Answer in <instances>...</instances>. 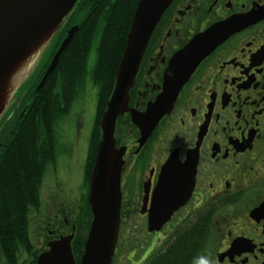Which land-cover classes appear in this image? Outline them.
<instances>
[{"label":"flooded vegetation","instance_id":"1","mask_svg":"<svg viewBox=\"0 0 264 264\" xmlns=\"http://www.w3.org/2000/svg\"><path fill=\"white\" fill-rule=\"evenodd\" d=\"M198 38L207 54L139 146L131 112L156 102L171 59ZM127 103L114 132L125 150L111 264H264V0H174ZM156 189L162 209L178 205L149 231ZM61 207L54 196L47 210ZM67 213L50 217L35 253L66 234ZM17 264H35L32 253Z\"/></svg>","mask_w":264,"mask_h":264},{"label":"trees","instance_id":"2","mask_svg":"<svg viewBox=\"0 0 264 264\" xmlns=\"http://www.w3.org/2000/svg\"><path fill=\"white\" fill-rule=\"evenodd\" d=\"M77 1L62 29L42 53L34 72L16 92L15 102L0 123V256L5 264H17L21 252L32 253L27 233L28 212L38 207L44 169L55 159L53 123L68 112L77 94L86 73L90 41L97 30L99 42L92 81L97 86L98 96L85 164L84 182L88 183L100 135L98 121L112 92L138 3V0ZM75 25L78 30L61 53L58 65L36 92L67 30ZM11 112L14 114L8 121L6 118ZM90 218L85 201L83 218L78 221L72 241V253L77 261Z\"/></svg>","mask_w":264,"mask_h":264},{"label":"water","instance_id":"3","mask_svg":"<svg viewBox=\"0 0 264 264\" xmlns=\"http://www.w3.org/2000/svg\"><path fill=\"white\" fill-rule=\"evenodd\" d=\"M173 1L138 0L136 5L112 93L99 123L101 138L95 165L89 177L88 201L93 220L88 229L81 264H110L119 223L120 190L118 186L122 165V153L114 148L115 121L118 116L129 112L128 92L132 87L144 49L160 17ZM77 2V0H0V96L10 74L15 69H20L18 63L22 61L31 63L29 67L26 66L27 69L21 68L26 70V73L32 63L37 61L38 54L61 30ZM77 30L78 27L74 26L67 31L64 40L48 64L37 91L58 65L61 53L71 42ZM199 39L192 41L171 59L163 79L164 91L156 102L148 107L146 113L135 115L131 112L132 122L141 132V144L175 99L178 89L187 80L194 67L207 54L209 49L204 47L205 45ZM21 83L19 81L17 85L7 89L8 93L4 101L0 98V119ZM161 193V190H155L154 193L153 205L149 212L150 230L157 228L163 220H166L178 205L170 202L169 208L162 209L159 196ZM162 215L166 217L163 219ZM72 238L73 233L67 238L60 237L50 242L47 245V253L41 254L36 264H75L70 247Z\"/></svg>","mask_w":264,"mask_h":264},{"label":"rangeland","instance_id":"4","mask_svg":"<svg viewBox=\"0 0 264 264\" xmlns=\"http://www.w3.org/2000/svg\"><path fill=\"white\" fill-rule=\"evenodd\" d=\"M90 42L91 45L86 59L85 77L77 89V94L68 112L55 120L53 125L55 132V160L54 163L46 165L42 177L39 191L42 209H45V202L50 198L49 194L65 198V200L69 201L70 209L72 207L76 208L82 195L85 194L83 187L85 156H87L89 139L95 120L94 114L98 96L97 86L92 81V71L97 59L99 31L96 30L94 32ZM34 66L27 70L20 83L28 76ZM36 214L37 212L32 208L29 210L28 230L32 244L35 242L36 236L43 234V228H39L36 229L34 236L36 225L45 223V221H42V216L45 218L46 212L43 210L38 214L39 223L35 222ZM0 264H5L1 256Z\"/></svg>","mask_w":264,"mask_h":264},{"label":"bare ground","instance_id":"5","mask_svg":"<svg viewBox=\"0 0 264 264\" xmlns=\"http://www.w3.org/2000/svg\"><path fill=\"white\" fill-rule=\"evenodd\" d=\"M25 64V65H23ZM31 63H29V61H22L18 63V67H20V69H15L10 76L8 77L6 83L4 84V91L1 94L0 98L4 101V99L6 98V93H8L7 89L9 87L15 86L17 85V83L21 80V78L23 77V74L25 73L24 69L27 67H29L28 65H30ZM23 65V66H22ZM24 68V69H21ZM27 69V68H26ZM5 112H9V108H7L5 110ZM9 116H11V114H8Z\"/></svg>","mask_w":264,"mask_h":264}]
</instances>
